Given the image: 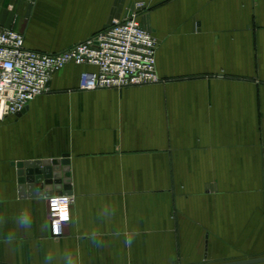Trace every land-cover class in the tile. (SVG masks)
Instances as JSON below:
<instances>
[{
    "label": "crops",
    "instance_id": "1",
    "mask_svg": "<svg viewBox=\"0 0 264 264\" xmlns=\"http://www.w3.org/2000/svg\"><path fill=\"white\" fill-rule=\"evenodd\" d=\"M139 2L159 84L86 92L91 68L71 64L0 123L1 264L264 258V0H0V25L57 53ZM64 154L75 199L54 239L47 197L21 198L13 164Z\"/></svg>",
    "mask_w": 264,
    "mask_h": 264
},
{
    "label": "built area",
    "instance_id": "2",
    "mask_svg": "<svg viewBox=\"0 0 264 264\" xmlns=\"http://www.w3.org/2000/svg\"><path fill=\"white\" fill-rule=\"evenodd\" d=\"M146 9L145 3H136L102 32L57 53L30 50L22 34L0 25V123L48 93L52 78L71 64L91 68L81 75L79 88L86 92L159 84V41L142 25ZM74 199L70 194L47 198L52 238L63 236Z\"/></svg>",
    "mask_w": 264,
    "mask_h": 264
},
{
    "label": "water",
    "instance_id": "3",
    "mask_svg": "<svg viewBox=\"0 0 264 264\" xmlns=\"http://www.w3.org/2000/svg\"><path fill=\"white\" fill-rule=\"evenodd\" d=\"M13 166L17 169L21 198H49L53 195L69 194L68 192L71 191L69 154H64L61 159L28 161ZM223 264H264V258Z\"/></svg>",
    "mask_w": 264,
    "mask_h": 264
},
{
    "label": "clouds",
    "instance_id": "4",
    "mask_svg": "<svg viewBox=\"0 0 264 264\" xmlns=\"http://www.w3.org/2000/svg\"><path fill=\"white\" fill-rule=\"evenodd\" d=\"M24 223H27V220H26V218L24 219V221H23Z\"/></svg>",
    "mask_w": 264,
    "mask_h": 264
}]
</instances>
